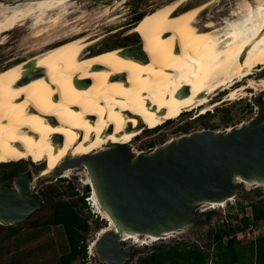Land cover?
<instances>
[{"label":"bare ground","instance_id":"6f19581e","mask_svg":"<svg viewBox=\"0 0 264 264\" xmlns=\"http://www.w3.org/2000/svg\"><path fill=\"white\" fill-rule=\"evenodd\" d=\"M187 1L170 0L142 15L128 32L142 36L137 50L97 45L106 37L103 28L118 18L108 6L90 12L70 10L74 0H0V45L8 44L14 53L24 50L0 65V162L34 155L33 164H43L35 176L43 177L67 161L130 145L147 124L155 127L198 106L204 113L216 91L230 93L234 79L241 81L234 97L259 95L264 90V0H240L219 27L210 18L198 23L212 1L180 10ZM16 27L24 33L17 43L7 36ZM245 75L248 81L242 83ZM75 169L81 168L67 166L60 175ZM233 198L202 203L197 210ZM92 199L108 222L92 240L93 249L114 221L94 188ZM184 229L161 237L126 232L120 239L132 245L154 242Z\"/></svg>","mask_w":264,"mask_h":264},{"label":"water","instance_id":"95a60500","mask_svg":"<svg viewBox=\"0 0 264 264\" xmlns=\"http://www.w3.org/2000/svg\"><path fill=\"white\" fill-rule=\"evenodd\" d=\"M253 102L255 115L228 131H193L137 154L130 145L115 144L49 173L54 180L67 166L85 165L91 189L114 221L113 229L95 240L93 256L99 264H126L133 257L121 233L161 237L190 228L204 216L197 210L202 203L233 198L240 181L264 184V102L260 94ZM42 167L32 164L12 186H0V225L23 222L43 206L31 173L37 175Z\"/></svg>","mask_w":264,"mask_h":264},{"label":"rangeland","instance_id":"374dc122","mask_svg":"<svg viewBox=\"0 0 264 264\" xmlns=\"http://www.w3.org/2000/svg\"><path fill=\"white\" fill-rule=\"evenodd\" d=\"M4 1L14 2L16 0ZM168 1L170 0H74L75 7L70 8V10L90 12L102 11L108 6L110 11H114V16L118 15V18L111 26L106 25L103 28L102 33L106 35V37L98 41L97 45L103 49L104 47L107 48L113 45L129 46L135 49V47L141 43L142 36L140 33H128L131 26L146 12ZM206 1L212 2L201 12L197 18L198 23L202 25L210 18V20L214 21L219 27L221 24H225V21L229 18L230 10L236 8L240 0H188L180 7V10ZM19 28L20 27H16L7 32V36L12 42L17 43L23 37L24 33L22 29ZM117 28H120L118 30L119 32L117 31L109 34L112 30ZM11 49H9L8 44L4 46L0 45V65L10 57L16 56L15 54H20L24 51L21 50L14 53L13 50L15 48ZM253 75L256 76L257 73L254 72ZM246 81L248 80L243 79L242 83ZM238 86L239 84L236 87ZM234 91L235 88H232L230 93H228L229 90L226 91L227 93L216 91L214 98L206 104L209 114H205L204 117L193 118L194 115L198 114V111H200V106H198L197 112L193 109L191 112L184 113L172 121L163 123L155 130H146L151 128L149 126H152L151 124H147L143 127L142 131L137 134L136 137L130 139L128 143L133 150L145 151L153 149L175 136L177 137L202 129L224 130L228 127L237 126L241 122L250 120L256 112L253 97L247 93L245 96L238 95L237 97L235 96V98ZM259 94L262 96L264 102V90ZM230 96H232L233 99L224 102L225 99H228ZM221 102L224 103L220 104ZM187 123L189 126L185 130L187 132H184V130L179 127ZM34 162H37V157L34 155L29 159H21L19 161H3L2 164H0V186H12L14 177L26 170H32V164ZM31 173L33 176L32 184L35 185L37 182L39 183L36 187L43 198V206L33 212L31 216L23 222L11 225H0V264H60V254L69 249V244L67 243L63 228L57 225L47 227L48 229L42 231L43 228L38 227L42 221L52 217L54 212L53 205L58 199L76 203L75 208L79 211L81 217L87 219L88 228L83 231L87 258L83 264H99L93 256L94 252L91 248V243L98 235L101 227L106 223L103 219L101 220L100 215L96 214L98 212L95 211L96 208L93 206L92 189L89 183H87L86 170L75 169L69 176L63 177L60 175L61 177L59 176L54 180H50L49 174L36 178L34 173ZM71 187L75 188L77 194L74 195L71 192ZM86 187H88V192L84 194L83 203L80 197L86 192ZM254 187H258L256 191L253 190ZM47 189L48 193L46 194ZM43 192L46 195L42 194ZM260 198H264V186L245 185L244 187V185H240L236 196L228 202H225L223 206H215L209 209H206V206H204L198 210L204 212V216L192 227L185 229L181 233H176L169 238L151 242L149 246H144L145 244H140V242L134 245L130 242H126L125 246H130L134 253L133 257L126 264H136L138 257L146 255L151 251L152 247L162 244L174 245L177 243H186L188 245L196 244L202 249L206 248L208 247L206 244V237L210 229L222 226L225 220L232 221L231 219L236 213L239 203L248 204ZM245 211L249 214V207H246ZM232 222L234 223V220ZM35 223H37L38 226L34 227ZM38 229H41V231H37ZM23 234H25V237H23ZM262 234H264V226L259 223L249 226L243 232H237L236 237L240 239V242L250 244ZM31 235L35 236L31 237ZM21 238L25 239L21 240ZM28 238L30 239L27 240ZM212 246L211 244L210 249ZM6 247H10L11 249L7 254L5 252ZM211 252L213 251L211 250ZM248 258L250 257H242L243 260ZM35 260H37V262H35ZM71 264H82L81 254H77Z\"/></svg>","mask_w":264,"mask_h":264},{"label":"trees","instance_id":"16d2710c","mask_svg":"<svg viewBox=\"0 0 264 264\" xmlns=\"http://www.w3.org/2000/svg\"><path fill=\"white\" fill-rule=\"evenodd\" d=\"M184 114V113H182ZM205 114H209V111ZM205 114L195 116L204 117ZM173 120V119H172ZM168 120L166 122L172 121ZM188 123L179 127L184 130L188 128ZM156 129V128H155ZM146 129V130H155ZM3 162V161H2ZM0 162V164H2ZM9 162V161H5ZM258 187H254V191ZM71 192L75 195L77 191L74 187H71ZM80 197V200L84 203V194ZM48 189L46 190V194ZM54 193V192H53ZM46 195L44 192L42 193ZM76 203L58 199L54 203V212L50 219L42 221V223L34 227H42V231L48 229L50 226L60 225L64 232L69 249L60 254V264H71L77 254H81L82 264L87 258V249L85 246V237L83 231L88 228L87 219L81 217L79 211L75 208ZM249 207L250 213L247 214L245 208ZM229 217V215H228ZM102 220V219H101ZM234 223L232 221L225 220L223 225L210 229L207 233L206 244L208 249L200 248L196 244L177 243L174 245L162 244L152 247L151 251L144 256H140L137 259L136 264H208V260L212 257L213 262L210 264H232L235 262V251L237 247L244 246L240 244V240L236 237V233L245 231L251 225H257L261 223L264 226V198L254 200L248 204L239 203L236 213L233 215ZM37 231H41L38 229ZM34 234V233H33ZM35 235H31L34 237ZM25 237V234H23ZM30 237V238H31ZM28 238L27 240H29ZM25 239V238H21ZM211 247V252L210 246ZM149 246V245H145ZM252 248L256 247V264H264V235L259 236L251 243ZM10 247H6V254L10 251ZM5 254V255H6ZM37 262V260H35ZM1 263V257H0Z\"/></svg>","mask_w":264,"mask_h":264},{"label":"crops","instance_id":"0c3cea01","mask_svg":"<svg viewBox=\"0 0 264 264\" xmlns=\"http://www.w3.org/2000/svg\"><path fill=\"white\" fill-rule=\"evenodd\" d=\"M264 235V234H262ZM261 235V236H262ZM240 240V239H239ZM242 245H244L243 247L242 246H238L237 249H236V253H235V262H233L232 264H256V247H253L251 246V243L250 244H247V243H240ZM211 250V249H210ZM250 257L248 259H245L243 260L242 257ZM213 260H212V257L208 260V264L212 263Z\"/></svg>","mask_w":264,"mask_h":264},{"label":"clouds","instance_id":"9594fccd","mask_svg":"<svg viewBox=\"0 0 264 264\" xmlns=\"http://www.w3.org/2000/svg\"><path fill=\"white\" fill-rule=\"evenodd\" d=\"M246 76H247V75L243 76L242 78H243V79H247ZM242 78H241V79H242ZM233 81H234V84H235V85L233 86L232 84H231V85L229 84L228 87H230V89H231V88H235L238 84L241 83V81H240V80H237V79H234ZM233 81H232V82H233ZM230 83H231V82H230ZM223 88H224V87H223ZM226 91H228V89L223 90V92H226ZM193 109H194V111H196V112L198 111L197 108H193ZM193 109H190V110H187V111H186V110H185V111H182L178 116L173 117V118H168V119L164 120L162 123L158 124L157 126L152 127V128H148V129H155V128L161 126V125H162L163 123H165L166 121H168V120H172V119H175V118L179 117L180 115H182V113H188V112H191ZM208 111H209V110L205 111L204 113H200V112L198 111V114L194 115V117H195V116H198V115L205 114V113L208 112ZM136 136H137V135H136ZM136 136H135V137H136ZM257 186H258V185H257ZM206 206H208L207 209H209V208H214V207H215V206H209V205H206ZM221 206H222V205H221ZM96 209H97V207H96ZM96 214L100 215L99 213H96ZM96 216H97V215H96ZM100 216H101V215H100ZM101 219H103V220L105 221V223H108V222H107V219L102 218V217H101ZM154 241H155V240H154ZM149 243H151V242H143V243H140V244L149 245ZM136 244H138V243H136ZM145 245H144V246H145Z\"/></svg>","mask_w":264,"mask_h":264},{"label":"flooded vegetation","instance_id":"af4514ba","mask_svg":"<svg viewBox=\"0 0 264 264\" xmlns=\"http://www.w3.org/2000/svg\"><path fill=\"white\" fill-rule=\"evenodd\" d=\"M215 206H221L220 204L219 205H215ZM223 206V205H222Z\"/></svg>","mask_w":264,"mask_h":264},{"label":"built area","instance_id":"2783aa9c","mask_svg":"<svg viewBox=\"0 0 264 264\" xmlns=\"http://www.w3.org/2000/svg\"><path fill=\"white\" fill-rule=\"evenodd\" d=\"M205 208H208V206H206Z\"/></svg>","mask_w":264,"mask_h":264}]
</instances>
